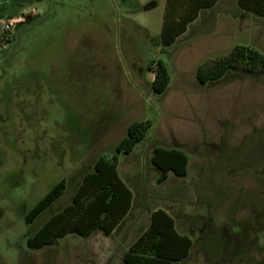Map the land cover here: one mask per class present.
Instances as JSON below:
<instances>
[{
  "label": "rangeland",
  "instance_id": "rangeland-1",
  "mask_svg": "<svg viewBox=\"0 0 264 264\" xmlns=\"http://www.w3.org/2000/svg\"><path fill=\"white\" fill-rule=\"evenodd\" d=\"M165 3L0 0V20L22 17L9 31L0 23V264H123L156 208L193 239L189 256L171 264H264V72L196 78L198 66L236 44L264 54V16L218 0L162 45ZM157 60L170 75L162 93L151 86ZM134 121L149 126L130 152L117 153L134 195L120 228L27 246L97 157L116 154ZM155 146L183 150L187 174L158 182ZM62 178L63 193L25 222Z\"/></svg>",
  "mask_w": 264,
  "mask_h": 264
},
{
  "label": "trees",
  "instance_id": "trees-1",
  "mask_svg": "<svg viewBox=\"0 0 264 264\" xmlns=\"http://www.w3.org/2000/svg\"><path fill=\"white\" fill-rule=\"evenodd\" d=\"M30 2L31 0H27ZM218 0H166L160 31V43L171 45L185 33L188 25L204 9L212 8ZM240 10L264 16V0H236ZM11 17V16H8ZM17 17V16H16ZM18 24V23H17ZM153 72L152 90L162 93L168 86L170 75L163 61L149 64ZM229 70L236 72H264V54L253 47L236 44L225 55L209 64L200 65L196 78L200 83L216 79ZM148 121H134L126 135L116 145V154L106 158L100 155L92 169L84 172L74 186L70 201L54 210L42 224L27 237V246L39 248L54 244L68 233L88 236L95 230L109 235L127 214L132 203V191L117 171V153H128L145 134ZM151 164L158 170L157 181L162 182L172 172L176 176L187 174L188 157L177 148L155 146ZM66 188L62 178L28 211L25 222H32L47 209ZM193 246V239L177 230L173 216L163 208L151 211L147 226L124 250V264H171L185 260Z\"/></svg>",
  "mask_w": 264,
  "mask_h": 264
},
{
  "label": "built area",
  "instance_id": "built-area-1",
  "mask_svg": "<svg viewBox=\"0 0 264 264\" xmlns=\"http://www.w3.org/2000/svg\"><path fill=\"white\" fill-rule=\"evenodd\" d=\"M22 17H7L6 19L0 20L4 31H9L13 29L17 23L21 22Z\"/></svg>",
  "mask_w": 264,
  "mask_h": 264
},
{
  "label": "crops",
  "instance_id": "crops-1",
  "mask_svg": "<svg viewBox=\"0 0 264 264\" xmlns=\"http://www.w3.org/2000/svg\"><path fill=\"white\" fill-rule=\"evenodd\" d=\"M194 21H195V20H194ZM194 21H193V22H194ZM193 22H191V23L189 24V26H191V24H193ZM193 26H194V25H192V27H193ZM152 73H153V72H152ZM152 79H153V76H152ZM132 194H133V193H132ZM133 199H134V195H133V197H132V203H131V206H130L129 211H128L127 214L122 218V220L119 222V224L116 226V228L112 231L111 234H109V235H105V234H103L100 230H95V231H93L90 235H88L87 237L92 236V235L95 234L96 232H99V233L101 232V233H102L103 235H105V236H111V235H113V234L117 231V229L120 228V226H121V224L123 223L124 219H125V218L127 217V215L129 214V212H130V210H131V208H132V205H133ZM147 224H148V222H147ZM147 224H146V226H147ZM146 226H145V227H146ZM145 227H144V228H145ZM144 228H143V229H144ZM143 229H142V230H143ZM142 230H141V231H142ZM141 231H140V232H141ZM140 232H139V233H140ZM85 237H86V236H85ZM123 252H124V251H123ZM122 255H123V254H122ZM123 264H124V262H123Z\"/></svg>",
  "mask_w": 264,
  "mask_h": 264
},
{
  "label": "flooded vegetation",
  "instance_id": "flooded-vegetation-1",
  "mask_svg": "<svg viewBox=\"0 0 264 264\" xmlns=\"http://www.w3.org/2000/svg\"><path fill=\"white\" fill-rule=\"evenodd\" d=\"M24 2H28L27 0H24ZM2 38V37H1ZM0 38V39H1ZM4 39L7 41L8 40V38L7 37H4ZM2 122H4V118H3V116H2V114L0 113V123H2ZM1 126V131H0V133H3L2 132V127H3V125H0Z\"/></svg>",
  "mask_w": 264,
  "mask_h": 264
}]
</instances>
